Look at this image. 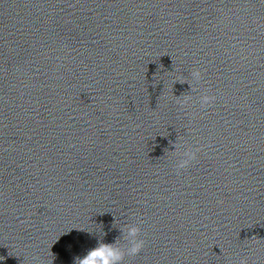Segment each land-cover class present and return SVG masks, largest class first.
I'll return each instance as SVG.
<instances>
[{"label":"clouds","instance_id":"clouds-1","mask_svg":"<svg viewBox=\"0 0 264 264\" xmlns=\"http://www.w3.org/2000/svg\"><path fill=\"white\" fill-rule=\"evenodd\" d=\"M191 81L187 79L177 80L180 83L187 82L193 91L196 90L195 84L199 83L202 78V73L199 69L191 72ZM176 81V82H177ZM217 97L215 95H209L207 92L199 97V103L202 109L208 108L213 105ZM192 100L190 95H183L182 99L177 98V103L183 108L188 105ZM174 152L176 155L181 156L176 163L175 168L177 174L180 170L186 169L190 164L197 159V153L200 148L193 149L188 147L182 153L179 151L180 145L176 142L174 144ZM141 229L136 224L125 225L121 229V235L113 243L103 242L101 238L98 240L97 245L91 249H88L86 254L73 257V264H123L126 256H136L145 247V241L140 239ZM121 239L125 243H121ZM229 264H248L247 258H240L237 261H229Z\"/></svg>","mask_w":264,"mask_h":264}]
</instances>
